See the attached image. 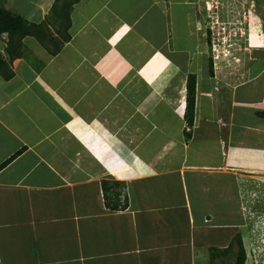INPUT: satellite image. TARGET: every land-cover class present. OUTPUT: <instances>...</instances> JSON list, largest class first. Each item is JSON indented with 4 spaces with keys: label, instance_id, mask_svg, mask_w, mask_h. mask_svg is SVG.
Instances as JSON below:
<instances>
[{
    "label": "crops",
    "instance_id": "0c3cea01",
    "mask_svg": "<svg viewBox=\"0 0 264 264\" xmlns=\"http://www.w3.org/2000/svg\"><path fill=\"white\" fill-rule=\"evenodd\" d=\"M21 1L37 24L54 2ZM200 7L80 0L58 53L23 39L0 76V264L235 263L264 180V60L219 84Z\"/></svg>",
    "mask_w": 264,
    "mask_h": 264
},
{
    "label": "rangeland",
    "instance_id": "374dc122",
    "mask_svg": "<svg viewBox=\"0 0 264 264\" xmlns=\"http://www.w3.org/2000/svg\"><path fill=\"white\" fill-rule=\"evenodd\" d=\"M3 1V7L11 9V12L38 15L21 0ZM193 1L199 2L201 6L202 29L207 31L208 54L212 69H217V82L222 86L243 82L247 64L253 61L252 65L255 67L257 60H264V0ZM213 2H216V6ZM47 18L46 16V21ZM49 21L52 22V25H48L49 29L56 36L54 31L57 26L53 20ZM6 40L7 37L4 36L3 42ZM260 184L262 186L258 190H252L250 195L245 196L250 208H243L247 211L242 220L243 227L239 229L246 256L245 264H264V180ZM237 221L239 222V217ZM228 253L229 250H216L221 258V263L216 264H223V255ZM212 263L215 264L214 260Z\"/></svg>",
    "mask_w": 264,
    "mask_h": 264
},
{
    "label": "trees",
    "instance_id": "16d2710c",
    "mask_svg": "<svg viewBox=\"0 0 264 264\" xmlns=\"http://www.w3.org/2000/svg\"><path fill=\"white\" fill-rule=\"evenodd\" d=\"M3 0H1L2 2ZM80 0H54L50 11L47 15V21L37 24L27 21L21 15L11 12L10 10L0 6V35H7L5 53L7 60L0 56V76L9 80L13 77L11 63L15 59H19L24 54L23 39L25 37L34 38L43 48L50 54L58 53L64 43L70 39L68 29L70 25V10L72 5ZM55 22L57 28L53 35L49 29L50 24ZM49 25V26H48ZM209 71L212 74V62L209 64ZM195 100V77L190 75L187 80V95L185 105V119L187 125H192L193 108ZM106 191V183L103 185ZM234 241L237 245L236 260L234 264H245L246 256L243 248L241 236L238 235ZM230 249V248H229ZM228 250V249H227ZM213 264V263H212Z\"/></svg>",
    "mask_w": 264,
    "mask_h": 264
},
{
    "label": "built area",
    "instance_id": "2783aa9c",
    "mask_svg": "<svg viewBox=\"0 0 264 264\" xmlns=\"http://www.w3.org/2000/svg\"><path fill=\"white\" fill-rule=\"evenodd\" d=\"M213 3H215L214 6H216V2H213ZM209 4H210V2H209ZM209 30L212 32V28H210ZM211 43H213V41H211ZM120 201L122 204H125L128 201L127 195H125L124 193L120 194Z\"/></svg>",
    "mask_w": 264,
    "mask_h": 264
},
{
    "label": "clouds",
    "instance_id": "9594fccd",
    "mask_svg": "<svg viewBox=\"0 0 264 264\" xmlns=\"http://www.w3.org/2000/svg\"><path fill=\"white\" fill-rule=\"evenodd\" d=\"M125 204L127 205L128 204V201Z\"/></svg>",
    "mask_w": 264,
    "mask_h": 264
}]
</instances>
